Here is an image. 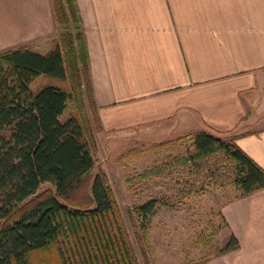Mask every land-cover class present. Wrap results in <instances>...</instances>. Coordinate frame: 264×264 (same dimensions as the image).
<instances>
[{"label":"crops","instance_id":"0c3cea01","mask_svg":"<svg viewBox=\"0 0 264 264\" xmlns=\"http://www.w3.org/2000/svg\"><path fill=\"white\" fill-rule=\"evenodd\" d=\"M75 6L103 132L173 139L230 131L264 170V0ZM55 32L51 0H0V53ZM220 213L239 247L206 264H264V188L238 194Z\"/></svg>","mask_w":264,"mask_h":264},{"label":"trees","instance_id":"16d2710c","mask_svg":"<svg viewBox=\"0 0 264 264\" xmlns=\"http://www.w3.org/2000/svg\"><path fill=\"white\" fill-rule=\"evenodd\" d=\"M51 2L56 32L47 49L24 45L0 53V264H33L31 254L51 246L57 264H139L104 172L91 175L95 144L85 101L97 131L102 128L75 0ZM40 76L50 81L32 89ZM69 101L76 111L61 120ZM235 139L230 131L195 132L193 152L144 173L163 178L177 168L178 177L203 171L210 184L232 185L239 196L263 189L264 170ZM159 202L149 197L127 211L143 256ZM238 247L230 234L212 257ZM143 261L149 264L146 256Z\"/></svg>","mask_w":264,"mask_h":264},{"label":"rangeland","instance_id":"374dc122","mask_svg":"<svg viewBox=\"0 0 264 264\" xmlns=\"http://www.w3.org/2000/svg\"><path fill=\"white\" fill-rule=\"evenodd\" d=\"M53 37L54 34L49 38H38L29 46L44 52ZM49 81L40 76L34 81L32 89ZM75 105L77 103L69 101L60 119L76 111ZM81 107H84V115L92 128L95 144V166L91 175L98 170L104 172L116 210L134 247L137 262L144 264L145 256L149 264H206L215 258L212 257L214 252L224 246L230 233L220 208L226 201L236 197L239 191L232 185L219 187L210 184L203 171L183 173L178 177L181 170L177 168L175 174L163 178H151L149 173H144L170 156H186L193 152L191 135L161 139L159 134L147 137L133 133L130 138L107 134L103 130L97 131L98 125L86 101ZM142 173L143 179L138 178ZM47 188L48 185L44 184L41 191ZM189 190L191 193H187ZM149 197L160 202L156 213L149 219L143 256L127 211ZM54 250L51 246L34 251L31 254L33 264H57Z\"/></svg>","mask_w":264,"mask_h":264}]
</instances>
